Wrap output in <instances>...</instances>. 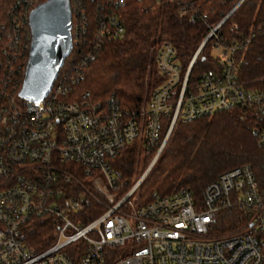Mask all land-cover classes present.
<instances>
[{
	"label": "built area",
	"instance_id": "1",
	"mask_svg": "<svg viewBox=\"0 0 264 264\" xmlns=\"http://www.w3.org/2000/svg\"><path fill=\"white\" fill-rule=\"evenodd\" d=\"M69 1L81 14L72 38L77 45L80 26L87 24L85 9L82 0ZM108 1L119 7L125 0ZM162 2H175L180 14L205 22L209 31L185 68L172 43L152 47L156 82L134 112L113 97L94 105L72 99L74 85L102 43L124 33L114 11H96L92 49L71 60L48 94L35 101L19 91L31 43L29 14L40 0H18L10 7L0 25V264H74L73 244L80 264H264V183L248 164L224 171L200 196L181 186L155 193L149 202H135L140 182L178 120L251 109L253 133L264 145V91L246 89L237 74L236 55L252 34L224 42L218 32L237 5L209 25L194 2L156 0V5ZM207 41L210 54L217 50L215 67L201 69L189 86ZM133 144L136 153L157 150L146 172L125 190L128 181L115 160ZM93 208L100 213L89 218ZM232 208L239 210L242 223L215 233L219 214ZM46 216L51 241L39 249L30 243L28 230Z\"/></svg>",
	"mask_w": 264,
	"mask_h": 264
},
{
	"label": "trees",
	"instance_id": "2",
	"mask_svg": "<svg viewBox=\"0 0 264 264\" xmlns=\"http://www.w3.org/2000/svg\"><path fill=\"white\" fill-rule=\"evenodd\" d=\"M17 1L0 0V25L6 22L10 7ZM45 1L40 0V3ZM180 1L194 2L198 12L205 14L209 25H215L240 0ZM82 6L87 21L85 28L81 29L80 26L78 32V38L82 40L77 45L73 44L60 73L67 70L71 60L81 59V55L92 49L89 39L93 37L96 11L99 8L114 11L124 27L121 37L102 43L95 59L84 69L83 79L72 89V99L86 100L93 105L103 104L113 97L121 108L137 111L143 99L145 76L149 81L156 82L152 47L163 41L172 43L185 68L209 31L205 22H192L187 15L180 14L175 2L156 5V0H125L123 5L112 7L108 0H82ZM70 8L71 34L74 40L75 27L81 21V14L77 15L72 2ZM263 29L264 0H243L218 31L224 42L252 34L250 44L236 55L238 80L250 90L264 91ZM210 48L211 43L207 41L192 67L189 86L194 84L201 69L215 67ZM27 56L28 50L24 57ZM22 83L23 78L20 86ZM85 93L88 96L83 99ZM254 126L255 115L251 109L218 111L187 122L178 120L156 162L140 183V202H149L155 193L168 194L181 186L190 188L200 196L221 173L243 164L250 165L258 180L264 183V145L258 144L253 133ZM156 150L154 148L144 152L147 156L145 164L152 159ZM135 153L136 145L133 144L115 160L116 167L128 178V183L134 171ZM99 213L100 210L90 209L89 218ZM240 223L242 216L239 210L228 209L219 214L214 231L217 234L224 233L235 229ZM51 233L50 217L37 219L28 230L30 243L39 249L44 248L50 244ZM76 246L70 245L69 250L74 264H80Z\"/></svg>",
	"mask_w": 264,
	"mask_h": 264
},
{
	"label": "water",
	"instance_id": "3",
	"mask_svg": "<svg viewBox=\"0 0 264 264\" xmlns=\"http://www.w3.org/2000/svg\"><path fill=\"white\" fill-rule=\"evenodd\" d=\"M29 27L31 43L19 96L38 101L50 91L73 47L70 1L38 4L29 14Z\"/></svg>",
	"mask_w": 264,
	"mask_h": 264
},
{
	"label": "rangeland",
	"instance_id": "4",
	"mask_svg": "<svg viewBox=\"0 0 264 264\" xmlns=\"http://www.w3.org/2000/svg\"><path fill=\"white\" fill-rule=\"evenodd\" d=\"M240 2V1H239ZM238 2V3H239ZM238 3L236 5H238ZM235 5V6H236ZM217 50H212L211 51V56L214 57L216 56ZM193 55V54H192ZM190 60V59H189ZM151 81V80H150ZM149 78L147 77V75L145 76L144 79V92H143V99L142 102L144 101V99L146 98L147 92L150 90V88L154 85V80L150 82ZM141 148V147H140ZM155 156V154H154ZM154 156L152 157V159L150 158L148 160V164H145L146 160H147V156L144 154V152L142 150H140V152L135 153V162H134V167H133V173L132 176L130 177V182L128 183V185L125 186V190H127L128 188H130L137 180L140 179V177L146 172L147 168L149 167L150 163L153 161ZM158 158V157H157ZM157 160V159H156ZM155 160V162H156ZM154 162V163H155ZM154 165V164H153ZM152 165V166H153ZM152 168V167H151ZM150 168V169H151ZM150 171V170H149ZM148 171V172H149ZM147 172V173H148ZM146 173V175H147ZM145 175V176H146ZM144 176V177H145ZM126 178V177H125ZM128 178H126L127 180ZM144 179V178H143ZM142 179V180H143ZM142 182V181H141ZM140 182V183H141ZM140 186V185H139ZM136 203H141L139 200V188L136 191V199H135ZM127 253H129V251L126 249L125 250Z\"/></svg>",
	"mask_w": 264,
	"mask_h": 264
}]
</instances>
